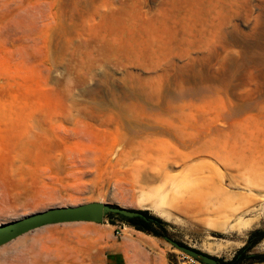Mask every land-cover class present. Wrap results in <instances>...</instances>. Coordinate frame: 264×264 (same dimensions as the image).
<instances>
[{"label":"rangeland","instance_id":"rangeland-1","mask_svg":"<svg viewBox=\"0 0 264 264\" xmlns=\"http://www.w3.org/2000/svg\"><path fill=\"white\" fill-rule=\"evenodd\" d=\"M262 142L264 0H0V224L91 202L160 221L42 226L0 264H177L164 237L224 264L264 254L263 185L210 156Z\"/></svg>","mask_w":264,"mask_h":264},{"label":"water","instance_id":"water-1","mask_svg":"<svg viewBox=\"0 0 264 264\" xmlns=\"http://www.w3.org/2000/svg\"><path fill=\"white\" fill-rule=\"evenodd\" d=\"M117 217L122 220L145 217L133 209H125L109 204L91 202L76 206L48 209L42 212L0 224V246L36 228L62 223L90 222L99 224L105 217ZM173 247L192 257L201 264H224L211 256L178 244L164 237Z\"/></svg>","mask_w":264,"mask_h":264},{"label":"bare ground","instance_id":"bare-ground-1","mask_svg":"<svg viewBox=\"0 0 264 264\" xmlns=\"http://www.w3.org/2000/svg\"><path fill=\"white\" fill-rule=\"evenodd\" d=\"M207 149L208 148H201L200 150H197V152L195 153H198V154H202L203 152H206L207 154ZM204 154V155H206ZM210 156L213 161V165L214 167L217 166V164L220 166L222 165L223 168L226 170V171H231L233 170L234 172H236L239 176V178H241L240 180L243 179V184L244 186L246 185V187H251L252 184L256 182H258V184H261L263 185L264 187V142L262 143H255V144H250V145H247V146H243L241 147V150L239 152V158L236 160V161H233L232 159H230L229 157H220L216 154H214L213 152L210 153ZM238 156V155H237ZM216 163V164H215ZM211 165V164H210ZM213 167V166H212ZM211 167V168H212ZM218 167V166H217ZM214 169V168H213ZM235 173V174H236ZM227 176H229V174H227ZM224 177V176H223ZM234 177H236V175L232 176L230 175L228 177L229 181L230 182H233L234 181ZM226 178V177H225ZM198 179V178H196ZM220 179V178H219ZM222 179H220L221 181ZM225 180V179H224ZM199 181V180H198ZM197 181V182H198ZM219 181V182H220ZM208 183V182H207ZM211 183V181H210ZM240 183V182H238ZM237 183V184H238ZM203 184V183H202ZM201 184V185H202ZM234 184V183H233ZM200 185V184H198ZM205 185V184H204ZM214 186V189H215V192H218V195L219 197L221 198L222 196H226L225 198L226 199H233L234 195L232 193V195L230 193H228L226 191V189H222L220 187V185L218 184H212ZM235 186V185H234ZM200 187V186H199ZM175 189V186L173 187ZM172 188V189H173ZM171 189V190H172ZM198 189V188H197ZM252 189V188H251ZM254 189V188H253ZM256 190V189H254ZM259 190V189H258ZM168 191V190H167ZM199 191V190H198ZM248 191H250V188L248 189ZM174 192V191H173ZM200 192V191H199ZM175 194V193H174ZM201 194V193H200ZM215 194V193H214ZM176 195V194H175ZM241 195V194H240ZM170 196V195H169ZM229 196V197H228ZM246 197V196H245ZM165 198V197H164ZM170 198V197H169ZM235 198V197H234ZM226 199H225V202L223 201L226 205H227V202H226ZM164 200V199H163ZM182 200V199H181ZM187 200V199H186ZM193 200H195V198H193ZM200 200V199H199ZM238 200V199H237ZM233 201V200H232ZM231 201V202H232ZM199 202V201H198ZM207 202V201H206ZM216 202V201H215ZM220 202V201H219ZM229 202V201H228ZM230 202V203H231ZM239 202V201H237ZM241 202V201H240ZM187 203V202H186ZM204 203V202H203ZM212 203V202H211ZM214 203V202H213ZM218 203V202H217ZM183 204V202H182ZM185 204V203H184ZM183 204V205H184ZM208 204V202H207ZM237 204V203H236ZM187 205V204H186ZM197 205V204H196ZM202 205V204H201ZM213 205V204H212ZM231 205V204H230ZM161 206V205H160ZM204 206V205H203ZM218 206V204H217ZM216 206V207H217ZM221 205H219V208H220ZM167 207V206H166ZM214 207V206H212ZM171 208V207H170ZM205 208V207H204ZM175 209V208H174ZM245 210V209H244ZM176 211V210H175ZM221 211V210H220ZM243 211V210H242ZM169 212V209L165 210V213H168ZM205 212V211H204ZM215 212V210L213 211ZM217 212V211H216ZM217 214V213H216ZM160 215V214H159ZM248 227V226H247ZM128 230V229H127ZM139 233V232H137ZM141 234V233H139ZM124 237L126 239L129 240V242L131 243V245L137 249V250H142L144 248V241L139 238V237H136V238H133L132 237V234L129 233V231H126L125 230V233H124ZM264 243V240L262 242V244ZM127 257V256H126ZM128 259H126L127 263L130 264L132 262V260L130 259L131 257L128 256L127 257ZM161 261V260H160ZM196 264V263H195ZM199 264V263H197ZM260 264V263H259Z\"/></svg>","mask_w":264,"mask_h":264},{"label":"trees","instance_id":"trees-1","mask_svg":"<svg viewBox=\"0 0 264 264\" xmlns=\"http://www.w3.org/2000/svg\"><path fill=\"white\" fill-rule=\"evenodd\" d=\"M144 217L145 219L143 218H139V217H136V218H132V219H125V221L127 223H129L131 226L134 227V229L138 230V231H141V232H146V233H151L153 236H159V234L155 233V232H152L150 229H151V225L152 224H157L159 225L160 224V221L155 219V218H152L150 216H148L145 212L143 211H140L138 210ZM253 236H255L257 238V240L259 239H262L263 236H264V233L262 232H257L255 233ZM247 250L246 247H243L237 255H235L232 259L231 262H228L226 264H234L236 262H245L247 260H256L257 262H260V261H264V254H250V255H244V252ZM212 257V256H211ZM214 259H216L215 257H212ZM218 260V259H216ZM220 261V260H218ZM264 263V262H262Z\"/></svg>","mask_w":264,"mask_h":264},{"label":"crops","instance_id":"crops-1","mask_svg":"<svg viewBox=\"0 0 264 264\" xmlns=\"http://www.w3.org/2000/svg\"><path fill=\"white\" fill-rule=\"evenodd\" d=\"M124 245L126 246V247H130V248H132L133 246L131 245V243L129 242V240L128 239H124ZM108 255H111V256H109V258L108 259H104V264H121V262H122V264H124V253H123V251L121 250H116V251H114V252H111V253H109Z\"/></svg>","mask_w":264,"mask_h":264},{"label":"built area","instance_id":"built-area-1","mask_svg":"<svg viewBox=\"0 0 264 264\" xmlns=\"http://www.w3.org/2000/svg\"><path fill=\"white\" fill-rule=\"evenodd\" d=\"M120 233H121V229L118 227L117 230L115 231V235L120 236ZM177 259H179L177 261V264H195L196 263V261L192 257L186 254H183V253L179 258L177 257Z\"/></svg>","mask_w":264,"mask_h":264}]
</instances>
